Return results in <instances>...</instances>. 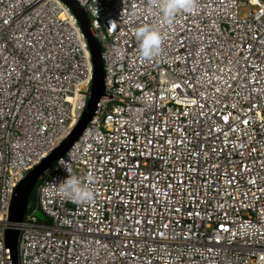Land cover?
I'll return each mask as SVG.
<instances>
[{
    "label": "built area",
    "instance_id": "2783aa9c",
    "mask_svg": "<svg viewBox=\"0 0 264 264\" xmlns=\"http://www.w3.org/2000/svg\"><path fill=\"white\" fill-rule=\"evenodd\" d=\"M101 48L104 94L44 173L18 264H264V0H199L164 22L150 0H75ZM157 27L145 62L134 30ZM90 53L60 0H0V264L14 188L82 116ZM73 128V127H72ZM92 174L75 204L54 177Z\"/></svg>",
    "mask_w": 264,
    "mask_h": 264
},
{
    "label": "water",
    "instance_id": "95a60500",
    "mask_svg": "<svg viewBox=\"0 0 264 264\" xmlns=\"http://www.w3.org/2000/svg\"><path fill=\"white\" fill-rule=\"evenodd\" d=\"M74 16L84 36L90 53L92 64V81L88 100L84 112L76 125L65 136L62 142L54 148L38 165H36L14 188L8 210L7 222L9 227L5 233V247L10 251V264H18L17 240L18 231L15 225L20 223L28 209L29 197L45 171L70 148L74 141L82 133L95 113L96 106L104 94V64L101 58V48L97 39L90 32L89 18L83 8L75 0H60Z\"/></svg>",
    "mask_w": 264,
    "mask_h": 264
},
{
    "label": "clouds",
    "instance_id": "9594fccd",
    "mask_svg": "<svg viewBox=\"0 0 264 264\" xmlns=\"http://www.w3.org/2000/svg\"><path fill=\"white\" fill-rule=\"evenodd\" d=\"M156 7L164 22L171 24L178 13H193L197 10L199 0H150ZM134 37L138 43L139 57L148 62L160 57L163 53L164 37L161 31L152 25H141L134 30ZM69 173L65 178L54 177L60 193L75 204H89L95 199V189L92 186L93 176H87V182L81 177Z\"/></svg>",
    "mask_w": 264,
    "mask_h": 264
},
{
    "label": "rangeland",
    "instance_id": "374dc122",
    "mask_svg": "<svg viewBox=\"0 0 264 264\" xmlns=\"http://www.w3.org/2000/svg\"><path fill=\"white\" fill-rule=\"evenodd\" d=\"M55 163L52 164L51 166L54 167ZM44 179V176H42L41 179L38 180V182L36 183L30 197H29V202H28V211L29 212H33V221L37 222V223H49V221L46 219V217L42 214V212L40 210H36V202H35V191L36 188L42 183V180Z\"/></svg>",
    "mask_w": 264,
    "mask_h": 264
},
{
    "label": "bare ground",
    "instance_id": "6f19581e",
    "mask_svg": "<svg viewBox=\"0 0 264 264\" xmlns=\"http://www.w3.org/2000/svg\"><path fill=\"white\" fill-rule=\"evenodd\" d=\"M75 125H76L75 123L71 124V126L68 128V130L64 133L63 137L65 135H67L70 132V130L72 129V127H74Z\"/></svg>",
    "mask_w": 264,
    "mask_h": 264
}]
</instances>
